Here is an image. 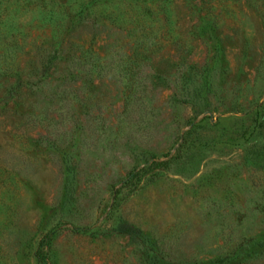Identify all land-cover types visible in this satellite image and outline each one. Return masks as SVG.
Masks as SVG:
<instances>
[{"label":"rangeland","instance_id":"374dc122","mask_svg":"<svg viewBox=\"0 0 264 264\" xmlns=\"http://www.w3.org/2000/svg\"><path fill=\"white\" fill-rule=\"evenodd\" d=\"M0 264H264V0H0Z\"/></svg>","mask_w":264,"mask_h":264},{"label":"trees","instance_id":"16d2710c","mask_svg":"<svg viewBox=\"0 0 264 264\" xmlns=\"http://www.w3.org/2000/svg\"><path fill=\"white\" fill-rule=\"evenodd\" d=\"M125 230H126V231H128V230H129V228H128V227H125Z\"/></svg>","mask_w":264,"mask_h":264}]
</instances>
